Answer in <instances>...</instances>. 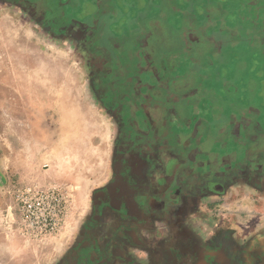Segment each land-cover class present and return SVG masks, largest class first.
I'll list each match as a JSON object with an SVG mask.
<instances>
[{
  "label": "rangeland",
  "instance_id": "obj_1",
  "mask_svg": "<svg viewBox=\"0 0 264 264\" xmlns=\"http://www.w3.org/2000/svg\"><path fill=\"white\" fill-rule=\"evenodd\" d=\"M62 1L68 4L71 21L76 14L77 22L89 14L94 17L100 7V16L107 18L109 12L104 8L112 6L103 0H0L2 220L10 229L22 228L25 205L36 192L60 193L64 212L52 234L59 243L67 240L82 219L92 189L104 179L117 130L113 112L102 99L104 88L96 80L98 72L87 41L91 29L50 25L60 16L55 5ZM175 1L177 9L170 10V20L201 26V32H193L199 34L200 41L192 45L195 52L190 57L180 52L183 46L169 39L167 31L162 36L166 43H175L172 49L167 48L177 56V67H184L189 59L191 74L209 100L222 103L236 115L242 112L240 117H258L264 127V26L260 24L264 15L257 18L235 0ZM215 3L225 6V14L208 13L205 6ZM114 10L118 17L136 15L128 8ZM156 13L154 7L144 10L142 16ZM134 19L128 20L132 31L137 23H143V18ZM65 28L68 34L62 33ZM109 28L119 32L115 25ZM180 29L189 31L191 25L183 23ZM203 37L209 42L220 40L221 50ZM166 43L160 48H166ZM182 72L176 69V74Z\"/></svg>",
  "mask_w": 264,
  "mask_h": 264
},
{
  "label": "crops",
  "instance_id": "obj_2",
  "mask_svg": "<svg viewBox=\"0 0 264 264\" xmlns=\"http://www.w3.org/2000/svg\"><path fill=\"white\" fill-rule=\"evenodd\" d=\"M103 1L119 10L135 11L133 18H143L141 25L149 29L151 44L159 49L166 43L162 36L167 31L169 39L183 46L180 52L194 55L192 45L200 38L193 32L200 31L201 26L193 21L170 20L173 15L170 10L177 9L175 0ZM183 1L196 3L198 0ZM235 1L255 12L257 18L264 15V0ZM164 2L173 6L167 8ZM154 7L155 16H142L144 10ZM205 7L210 14H225V6L220 3ZM183 23L191 25V29L182 31ZM260 24L264 26V20ZM203 39L221 50L220 40L215 43ZM175 43L167 42L161 50L164 56L177 60L169 50ZM190 63L188 59L184 67L176 66L183 71L176 74V98L179 99L176 101V188L179 178L184 177V168L188 169L202 156L220 157L229 151L246 162L256 153L264 152V127L259 118L240 117L244 115L242 112L236 115L222 103L209 100L193 78ZM257 171L254 177L240 175L216 192L205 189V184L195 178H185L184 188L176 189L174 204L162 205L161 211L151 213L136 228L127 229L124 236H119L123 221L107 218L105 225L95 226L106 235L98 237L89 225L91 218L86 210L65 242L59 243L57 235L52 234L35 239L19 226L14 229L6 226L2 220L4 211L0 209V264H264V173L260 168ZM4 184L0 166V200ZM107 239H112V244H104L103 240Z\"/></svg>",
  "mask_w": 264,
  "mask_h": 264
},
{
  "label": "flooded vegetation",
  "instance_id": "obj_3",
  "mask_svg": "<svg viewBox=\"0 0 264 264\" xmlns=\"http://www.w3.org/2000/svg\"><path fill=\"white\" fill-rule=\"evenodd\" d=\"M71 3L73 7L77 5L74 1ZM110 4V8H104L109 17L100 16L103 10L100 7L94 17L89 14L84 21L77 22L76 14L71 21L66 9L68 4L62 1L55 5V9L61 10L60 16L50 24L52 28L66 24L91 29V38L87 41L91 44L92 64L98 72L96 80L104 88L103 102L113 112L116 123L105 177L91 191L87 208L91 218L89 225L98 237L106 235L95 226L105 225L107 218L123 221L119 236H124L127 229L136 228L151 213L161 211L162 205L174 204L176 189L184 188L185 178H195L205 184V189L216 192L240 175L254 177L258 168L264 173V152L256 153L252 160L245 162L238 160L235 153L219 147L224 151L220 157L202 156L188 169L184 168L186 172L176 188L178 62L164 56L161 48L151 44L146 26L137 23V29L132 31L128 20L136 19L114 16V5ZM109 25L118 27L119 32L114 33ZM64 30L62 33L68 34L67 29ZM125 220L129 222L124 223ZM111 242L112 239L103 240L104 244Z\"/></svg>",
  "mask_w": 264,
  "mask_h": 264
},
{
  "label": "built area",
  "instance_id": "obj_4",
  "mask_svg": "<svg viewBox=\"0 0 264 264\" xmlns=\"http://www.w3.org/2000/svg\"><path fill=\"white\" fill-rule=\"evenodd\" d=\"M27 204V203H26ZM24 231L35 239L51 235L58 229V216L62 215V195L55 191H38L25 205Z\"/></svg>",
  "mask_w": 264,
  "mask_h": 264
}]
</instances>
